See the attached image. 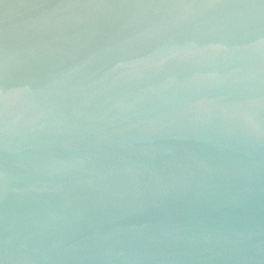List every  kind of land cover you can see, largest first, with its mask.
<instances>
[{"label":"water","instance_id":"1","mask_svg":"<svg viewBox=\"0 0 264 264\" xmlns=\"http://www.w3.org/2000/svg\"><path fill=\"white\" fill-rule=\"evenodd\" d=\"M0 264H264V0H0Z\"/></svg>","mask_w":264,"mask_h":264}]
</instances>
